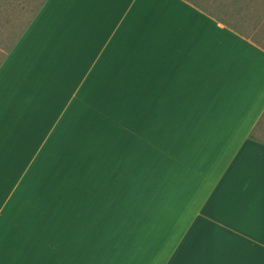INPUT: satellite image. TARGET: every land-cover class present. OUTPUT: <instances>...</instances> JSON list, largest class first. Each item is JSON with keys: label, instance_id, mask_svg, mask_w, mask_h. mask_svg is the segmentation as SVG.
<instances>
[{"label": "crops", "instance_id": "0c3cea01", "mask_svg": "<svg viewBox=\"0 0 264 264\" xmlns=\"http://www.w3.org/2000/svg\"><path fill=\"white\" fill-rule=\"evenodd\" d=\"M264 0H45L0 63V264H264Z\"/></svg>", "mask_w": 264, "mask_h": 264}, {"label": "rangeland", "instance_id": "374dc122", "mask_svg": "<svg viewBox=\"0 0 264 264\" xmlns=\"http://www.w3.org/2000/svg\"><path fill=\"white\" fill-rule=\"evenodd\" d=\"M45 0H0V63ZM264 138V114L253 131Z\"/></svg>", "mask_w": 264, "mask_h": 264}, {"label": "trees", "instance_id": "16d2710c", "mask_svg": "<svg viewBox=\"0 0 264 264\" xmlns=\"http://www.w3.org/2000/svg\"><path fill=\"white\" fill-rule=\"evenodd\" d=\"M42 4H43V3H42ZM42 4H41V5H42Z\"/></svg>", "mask_w": 264, "mask_h": 264}]
</instances>
